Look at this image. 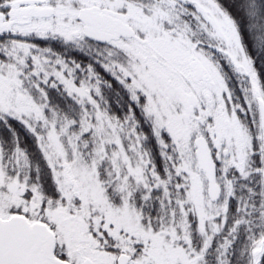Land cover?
I'll list each match as a JSON object with an SVG mask.
<instances>
[{
    "label": "snow or ice",
    "instance_id": "obj_1",
    "mask_svg": "<svg viewBox=\"0 0 264 264\" xmlns=\"http://www.w3.org/2000/svg\"><path fill=\"white\" fill-rule=\"evenodd\" d=\"M0 264H264V0H0Z\"/></svg>",
    "mask_w": 264,
    "mask_h": 264
}]
</instances>
